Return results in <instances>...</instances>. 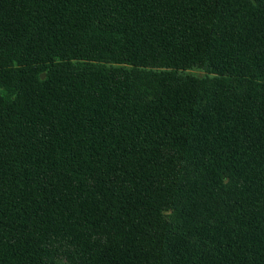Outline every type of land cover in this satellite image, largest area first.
Wrapping results in <instances>:
<instances>
[{"label": "trees", "instance_id": "1", "mask_svg": "<svg viewBox=\"0 0 264 264\" xmlns=\"http://www.w3.org/2000/svg\"><path fill=\"white\" fill-rule=\"evenodd\" d=\"M0 264H264V0H0Z\"/></svg>", "mask_w": 264, "mask_h": 264}, {"label": "rangeland", "instance_id": "2", "mask_svg": "<svg viewBox=\"0 0 264 264\" xmlns=\"http://www.w3.org/2000/svg\"><path fill=\"white\" fill-rule=\"evenodd\" d=\"M192 72H194V73H196L198 75H203L204 74L203 71H201V70H193Z\"/></svg>", "mask_w": 264, "mask_h": 264}, {"label": "water", "instance_id": "3", "mask_svg": "<svg viewBox=\"0 0 264 264\" xmlns=\"http://www.w3.org/2000/svg\"><path fill=\"white\" fill-rule=\"evenodd\" d=\"M41 77H42V78L44 77V73H43V74H41Z\"/></svg>", "mask_w": 264, "mask_h": 264}]
</instances>
